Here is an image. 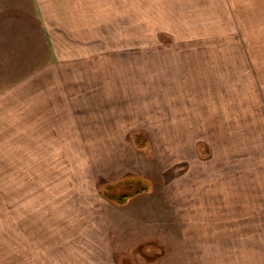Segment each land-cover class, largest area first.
<instances>
[{
	"label": "rangeland",
	"instance_id": "374dc122",
	"mask_svg": "<svg viewBox=\"0 0 264 264\" xmlns=\"http://www.w3.org/2000/svg\"><path fill=\"white\" fill-rule=\"evenodd\" d=\"M222 1L0 0V264H264V0Z\"/></svg>",
	"mask_w": 264,
	"mask_h": 264
},
{
	"label": "crops",
	"instance_id": "0c3cea01",
	"mask_svg": "<svg viewBox=\"0 0 264 264\" xmlns=\"http://www.w3.org/2000/svg\"><path fill=\"white\" fill-rule=\"evenodd\" d=\"M65 1H74V0H65ZM114 0H112V2H113ZM97 2V1H96ZM222 3L223 4H229L230 3V1L229 0H223L222 1ZM226 4V5H227ZM59 5H65V4H63L62 2H61V0H60V3H59ZM76 5H78L79 7H81V5H82V7H87V8H77L79 11H93L94 9L93 8H89V7H92V0H87V1H81V0H76ZM70 9H59V11L60 12H63V11H69ZM110 10H112V9H110ZM95 11V10H94ZM123 11H126V10H123ZM156 11V10H155ZM160 11H164V12H167V11H169V12H171V11H173L172 9H161ZM225 11V13L226 12H228V11H230V10H224ZM257 12H261V13H264V8L262 7V9L260 10V8H258L257 10H256ZM228 14V13H227ZM62 69V68H61ZM63 69H65L66 71L63 73L62 72V75L63 76H65L64 77V79L66 78V76L67 77H70V79L72 80V81H75V84H73V85H76V84H78L79 82H81V79L79 80V81H76V79H77V77H79V74L80 73H78V72H75V71H73L72 69H70L69 68V65H66ZM98 77V76H97ZM63 79V80H64ZM96 82H98V80H96ZM63 83H64V86L65 85H67L66 84V81H63ZM71 83V82H70ZM71 87H72V84H71ZM83 87H88V85H85V86H83V85H79V86H76V88L78 89V92H80V93H82L81 92V90H80V88H83ZM93 87V86H92ZM52 88H54L53 89V92H54V96H55V98H56V103H57V101L58 102H62V101H64L65 103H64V106H61V104H59V106L58 107H53L54 109H57L58 110V116H59V118H60V120H59V122L58 123H51L52 122V117H50V119H49V123H48V127H45L44 128V130H43V133H44V137H45V139H44V141L42 142V143H39V145L41 146V148H40V151L39 152H51V150L50 149H48V148H45L46 146L44 145V142H45V140H46V137H60V138H62L61 140H60V142H59V144H58V146H62V144L64 143V141H63V137H66L67 136V132H68V129H69V131L71 130V132L72 133H74V131H75V133H78V135H79V138H80V134H82L83 133V130H82V126H80L79 127V129H77L76 128V124L77 123H75V128H68V124H67V118L65 117V115H64V113H63V115H62V110H65V108H66V101H65V99H64V97L62 96L64 93H63V91L61 90V86L59 85V84H55L53 87H51V89ZM72 90H73V87H72ZM92 94H94V91L92 90ZM92 94H91V96H90V98H92ZM62 99V100H61ZM82 103L83 102H79V101H77V103H76V105L74 106L75 107V110H76V113H77V115H79V113H80V110L78 109V108H80L81 109V107H82ZM61 120H62V122H61ZM64 122V123H63ZM92 124V120H91V122H90V125ZM97 130V129H96ZM102 130V129H101ZM88 131V129L87 128H85V132H87ZM90 131H94V129L93 128H91L90 129ZM93 137L95 136V134L94 135H92ZM67 148V143H66V146H65V149ZM132 195V194H131ZM130 196V195H129ZM128 196V197H129ZM90 248V250L89 251H91V248H92V246L91 245H89V246H87V249H89ZM148 248H150L149 250L151 251V252H153V253H157V252H154V250L156 251V249L154 248V250H153V248L151 247V246H149ZM157 248V247H156ZM160 248V247H159ZM223 250H222V254H221V256H220V258H223L221 261H220V263L222 262V264H226V262H227V250H225L226 249V247H224L223 246ZM93 249V248H92ZM158 249V248H157ZM88 251V252H89ZM141 254H142V256L145 258L146 256H145V254L144 253H142V252H140ZM146 253V252H145ZM160 253H162V250H161V252ZM221 253V252H220ZM232 253V252H231ZM156 255H158V254H154V256L156 257ZM196 255H197V258L199 259V261L201 262V261H203V260H205V257L204 256H200V254L199 253H197L196 252ZM90 256V255H89ZM236 258H238V259H242V260H244V262L245 263H247V264H249V262H250V260H248V256H244L243 255V250L241 249V248H239V251H237V253H236V256H235ZM197 258H195V260L196 261H198V259ZM87 260V259H86ZM94 260L95 259H91V257H90V260L88 259L87 261H85L87 264H94L95 262H94ZM85 262H83V264H86ZM90 262V263H89Z\"/></svg>",
	"mask_w": 264,
	"mask_h": 264
},
{
	"label": "trees",
	"instance_id": "16d2710c",
	"mask_svg": "<svg viewBox=\"0 0 264 264\" xmlns=\"http://www.w3.org/2000/svg\"><path fill=\"white\" fill-rule=\"evenodd\" d=\"M137 191H138V190H137ZM137 191H136V192H137ZM128 196H129V195H125V196H123L122 199L120 200V202H126V200H127L126 197H128Z\"/></svg>",
	"mask_w": 264,
	"mask_h": 264
}]
</instances>
